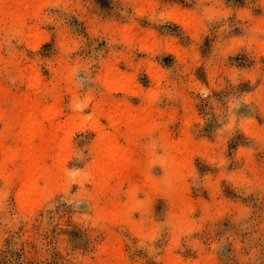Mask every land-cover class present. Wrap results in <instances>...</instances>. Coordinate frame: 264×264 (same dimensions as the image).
<instances>
[{"label":"rangeland","instance_id":"rangeland-1","mask_svg":"<svg viewBox=\"0 0 264 264\" xmlns=\"http://www.w3.org/2000/svg\"><path fill=\"white\" fill-rule=\"evenodd\" d=\"M29 14H0V264H264V0H40ZM35 101L33 123L66 142L45 158L52 177L25 186L11 159L32 122L16 116ZM116 107L145 119L130 141ZM102 134L139 170L105 188Z\"/></svg>","mask_w":264,"mask_h":264},{"label":"bare ground","instance_id":"bare-ground-1","mask_svg":"<svg viewBox=\"0 0 264 264\" xmlns=\"http://www.w3.org/2000/svg\"><path fill=\"white\" fill-rule=\"evenodd\" d=\"M39 1L11 0V2H7L0 0V14L10 13L15 20L24 26L30 16L29 9H36ZM23 5L26 7V11L22 10L21 6ZM0 91L6 93L2 87H0ZM1 95L3 97V94ZM39 105L37 101L35 103H25L20 114L16 116L18 122H22L23 119L24 127L27 126V123L32 122V125L28 126L21 135L22 146L16 150L17 153L11 159L12 162L18 159L21 160L18 174L25 186L29 183L37 182L39 177H52L53 171L44 165L45 158L49 151L53 150V145L60 146L62 150L66 142V138L61 139L59 135L46 133L41 122L33 123L38 118L37 113L39 110L37 106ZM119 109V107H116L113 111L108 112L107 117L113 125L129 122L126 131L121 133V135L130 141L131 134L136 126L145 122V119L134 121V119L126 116L124 112H120ZM62 132H66L65 128ZM36 136L41 139L40 144L33 143ZM94 152V177L99 187L103 186L105 188L113 182L122 184L130 180L139 171L135 165L133 155L127 148L120 145L118 136L115 134H102L96 143ZM32 195L31 191L22 193L23 208H28L32 205Z\"/></svg>","mask_w":264,"mask_h":264}]
</instances>
